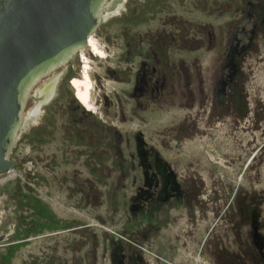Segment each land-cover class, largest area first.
I'll list each match as a JSON object with an SVG mask.
<instances>
[{"label": "rangeland", "instance_id": "rangeland-1", "mask_svg": "<svg viewBox=\"0 0 264 264\" xmlns=\"http://www.w3.org/2000/svg\"><path fill=\"white\" fill-rule=\"evenodd\" d=\"M241 1L108 0L112 7L92 34L104 56L84 50L95 110L77 92V54L25 103L9 154L13 175L0 174V264H110L117 245L132 237L151 264H218L204 254L220 228L214 220L204 240L208 205L194 222L183 208L170 210L166 224L142 237L145 207L133 209L132 198L145 187V172L157 169L182 184L194 177L207 198L217 191L232 223L241 218L237 203L255 202L241 211L239 238L228 232L223 264H264V65L246 70L240 124L238 99L227 113L219 91L228 88L212 75L214 59L226 52L228 22L239 28ZM257 37L264 58V30ZM152 161L157 169L147 167Z\"/></svg>", "mask_w": 264, "mask_h": 264}, {"label": "water", "instance_id": "water-1", "mask_svg": "<svg viewBox=\"0 0 264 264\" xmlns=\"http://www.w3.org/2000/svg\"><path fill=\"white\" fill-rule=\"evenodd\" d=\"M107 3L0 0V174L14 169L9 154L32 89L86 47L111 9Z\"/></svg>", "mask_w": 264, "mask_h": 264}, {"label": "flooded vegetation", "instance_id": "flooded-vegetation-1", "mask_svg": "<svg viewBox=\"0 0 264 264\" xmlns=\"http://www.w3.org/2000/svg\"><path fill=\"white\" fill-rule=\"evenodd\" d=\"M241 3L239 9V28L235 20L234 24L231 21L228 22L226 52L223 59L220 61L214 59L215 62L212 65L214 85H216V83H218V85L224 84L228 88V90L219 91L225 96V101L223 102L224 110L228 113L231 108V99H233V102L238 99V103H233L234 107L237 109V115L235 114L237 116L235 118L236 124H240V120L243 122L245 121L243 116L247 112L246 105H248L247 98L249 96L248 92H243L242 90L243 81L246 79V70L250 71L254 67L252 63H261L264 65V58L259 55L257 42V35L264 30V0H242ZM111 7L112 6H110V8ZM247 25L250 27L249 30L247 29ZM237 33L239 34L238 38L236 37ZM237 42H239L238 45ZM252 54L256 56L254 60H252ZM250 60H252V62H250ZM214 91L216 94H219V92L216 91V86ZM238 118H240V120ZM255 155L256 154L252 156L251 160H253ZM157 164L158 162L152 161V164H148L147 167L149 169H157ZM144 176L145 187L139 189L132 198V201H137V203L132 202L133 209L135 208L138 211H143L145 207L143 213L149 232H145L142 237L146 238L151 232L158 231V229L161 228L159 224H162L163 220H167L164 221V224H166L168 222L170 210L181 207L184 209L185 216L191 219V222H194L196 215L199 216V214H202L201 211H207L208 205L211 208L212 221L208 224L204 240L214 230V226L216 225L212 223L214 220L216 223L220 224V228H218L219 232L216 234L217 243L211 250L206 249L204 254H206V252L208 254L209 252L210 254H214L218 264H220V262L223 264L227 256L230 255V249L224 242V240L228 238V232H231L232 229L235 230L236 236L239 238L240 225L242 224L241 219L244 216L241 214V211L250 208V206H252L251 203L255 204V202L247 203L245 202L246 200H243V202L237 203V212H239L238 214L241 218L239 221H234V223H232L230 219H224L225 208H223L220 203L221 198H219L218 192L213 189L211 197L207 198L205 191H200L198 180L194 177H187V181L182 184L178 181L176 175H174L173 172H168L167 169H157L151 173L145 172ZM202 184L204 185V181L201 180V187ZM203 206H205V208ZM197 224L198 223H196V225ZM222 225L224 226L223 229H221ZM254 236L255 238L257 236L255 232L253 237ZM139 244L138 238L132 237L127 240L126 243L117 245L116 249L113 251L112 258H110V264H151L148 262V258L144 257L142 253L143 249ZM203 244L204 242L202 245ZM208 248H210V246H208Z\"/></svg>", "mask_w": 264, "mask_h": 264}, {"label": "bare ground", "instance_id": "bare-ground-1", "mask_svg": "<svg viewBox=\"0 0 264 264\" xmlns=\"http://www.w3.org/2000/svg\"><path fill=\"white\" fill-rule=\"evenodd\" d=\"M116 8V7H115ZM87 49L94 56H104V50L100 47L97 40L90 35L87 39ZM85 49H80L77 56L82 61L81 65V72H80V79L77 82V92L79 94V98L83 103L84 107L89 110H95V107L98 105L99 96L96 92V86L94 85L93 81V74L91 71V66L89 64V58L85 55ZM39 92V91H38ZM38 97V96H37ZM39 101V98H38ZM12 170L7 172L8 176H12Z\"/></svg>", "mask_w": 264, "mask_h": 264}, {"label": "built area", "instance_id": "built-area-1", "mask_svg": "<svg viewBox=\"0 0 264 264\" xmlns=\"http://www.w3.org/2000/svg\"><path fill=\"white\" fill-rule=\"evenodd\" d=\"M78 54V53H77Z\"/></svg>", "mask_w": 264, "mask_h": 264}]
</instances>
